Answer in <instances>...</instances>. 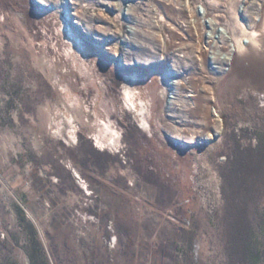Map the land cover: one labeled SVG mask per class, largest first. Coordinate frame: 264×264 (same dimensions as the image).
Masks as SVG:
<instances>
[{
	"label": "rangeland",
	"instance_id": "obj_1",
	"mask_svg": "<svg viewBox=\"0 0 264 264\" xmlns=\"http://www.w3.org/2000/svg\"><path fill=\"white\" fill-rule=\"evenodd\" d=\"M263 18L0 0V264H264Z\"/></svg>",
	"mask_w": 264,
	"mask_h": 264
},
{
	"label": "bare ground",
	"instance_id": "obj_2",
	"mask_svg": "<svg viewBox=\"0 0 264 264\" xmlns=\"http://www.w3.org/2000/svg\"><path fill=\"white\" fill-rule=\"evenodd\" d=\"M45 4V3H44ZM69 14V13H68ZM214 22V21H213ZM209 25L211 26L212 25V27L211 28H213V26H214V23H212L211 24V21L209 20ZM240 27V29L242 28L241 26H239ZM220 31H222V33L220 32V33H218L217 35H218V40L220 41V42H218V43H220V44H222V46L223 45H226L227 44V40L228 39H231V37H233L232 35L230 36L229 35V32H228V30H226V29H221ZM228 33V34H227ZM227 34V35H226ZM259 34L260 35H262L263 37H264V18H263V20H262V22H261V29L259 30ZM216 35V36H217ZM210 36H212V35H210ZM214 37V36H213ZM210 43V42H209ZM240 43V42H239ZM209 45V44H208ZM230 45H232V47H233V43H232V41H230ZM246 47H247V45H245V44H243V45H240L239 44V47H237V48H239V52L242 54V53H244L245 51H246ZM220 49H221V47H220ZM234 52H235V50H234ZM247 53V52H246ZM222 54H223V52L222 53H218V56H214V60H224L225 59V61L226 62H230L231 60H232V53L231 52H229V53H224V54H226L225 55V57H223L222 58ZM176 82V81H175ZM131 92V91H130ZM130 92H127L126 93V96H128V98H130ZM132 95V94H131ZM132 97V96H131ZM190 97H192L191 95H190ZM173 99H176V96L175 97H173ZM131 100V99H130ZM140 101H142V100H140ZM140 103V102H139ZM142 103H143V101H142ZM144 105V104H143ZM142 106V105H141ZM145 106V105H144ZM144 112V111H143ZM107 125V124H106ZM178 131V133L180 134V133H182V131L181 130H177ZM113 134H116V131H115V133H113ZM193 136H195V135H192V136H190L189 138L192 140L193 138ZM74 139H76V138H74Z\"/></svg>",
	"mask_w": 264,
	"mask_h": 264
},
{
	"label": "built area",
	"instance_id": "obj_3",
	"mask_svg": "<svg viewBox=\"0 0 264 264\" xmlns=\"http://www.w3.org/2000/svg\"><path fill=\"white\" fill-rule=\"evenodd\" d=\"M223 28H225V27H223ZM223 28H221V29H223ZM221 29H219V31H220ZM219 31H218V32H219ZM213 62H214V61H213ZM216 62H217V61H216ZM217 63H218V62H217ZM221 65H223V64H221ZM223 66H224V65H223Z\"/></svg>",
	"mask_w": 264,
	"mask_h": 264
}]
</instances>
